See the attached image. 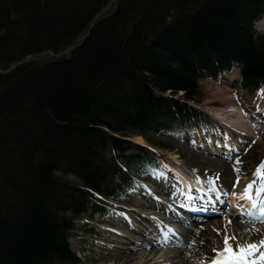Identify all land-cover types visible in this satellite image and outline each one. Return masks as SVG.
I'll list each match as a JSON object with an SVG mask.
<instances>
[{
  "label": "trees",
  "instance_id": "16d2710c",
  "mask_svg": "<svg viewBox=\"0 0 264 264\" xmlns=\"http://www.w3.org/2000/svg\"><path fill=\"white\" fill-rule=\"evenodd\" d=\"M108 2L0 0V68L32 55L0 72V264L80 263L73 219L126 180L109 150L131 159L145 152L131 133L160 144L167 124L203 125L188 101L200 102L205 73L241 63L242 86L264 83L252 29L264 0H117L80 46L38 55L73 43Z\"/></svg>",
  "mask_w": 264,
  "mask_h": 264
},
{
  "label": "rangeland",
  "instance_id": "374dc122",
  "mask_svg": "<svg viewBox=\"0 0 264 264\" xmlns=\"http://www.w3.org/2000/svg\"><path fill=\"white\" fill-rule=\"evenodd\" d=\"M113 5H111L109 9ZM262 24L263 23L261 22L260 25ZM227 77L228 76L226 75L216 80L208 78L201 81V85H202L201 97H200L201 103L198 105L199 107L198 109L199 111H202V109L207 110L208 112L206 111H202V112L205 113L204 115L205 118L208 117V119L210 118L211 121L209 123V127L207 128L208 130L204 131V133L199 130L194 131L193 133L181 131L183 133L182 135L180 134L177 136V133L176 135L172 134V136L163 135L164 140L160 138H156L157 141L163 143L165 147L159 145L157 142L149 143L147 139L146 140L148 142H146L143 136H137L132 133V138L134 140H137L142 143H146L150 147V151L148 150L149 153L151 151L155 152L158 154L157 156L160 159L167 160L169 163L166 165L164 164L163 165L164 167H162L158 172L152 173L150 169H148L149 170L148 173L143 174L145 175L144 176L145 180H143L144 182L142 183V186L138 187L135 190L129 191L127 194L125 193L122 195L123 197L122 204L124 206L130 208L135 206L137 207V211H142L144 214H147L148 211H150L149 209H152V211H150L152 213H154V209L156 211L157 210L163 211L164 210L162 206L163 204L160 202V200L158 201L156 199L158 202L157 203L151 196H146L147 193L151 194V192H147V190L146 189L144 190L142 187L145 186L153 190L154 193L156 194L152 192V195H155V197H158L161 200H168L169 197L165 195L163 189L165 187L167 189L168 186L171 185L176 186L177 183L176 178H179L178 175L179 173L184 174L185 177L187 178L195 177L194 178L195 180L198 179L197 181L198 184H199V179L203 178L206 180L209 173L211 175L217 174L214 177L216 181L219 180L224 182L226 179L225 176H219L220 173H216L219 172V169L221 167L217 166L215 163H208L209 162L208 160H213V159H209L208 157L210 158L216 157V156H210V152H208V149H212L216 151L217 142L215 140L218 141V139H220L219 137L221 136L223 137V134H220L221 136L217 135L219 137L216 138H214L212 135L214 132H217L216 134L224 132L225 128L223 125H225L226 129H228L226 135L229 134V136L231 137V139L228 140L236 139L238 141V142L231 141L229 143L226 142V144L229 146L228 150H231L233 146H237V147L242 146L241 150L237 154H235V156L225 158L226 161L222 160V162L226 163V167H228L227 169H229V174H228L229 178L231 179V177L235 176V178H238L239 181L240 180L252 181V179L254 178L253 174L257 173V169L260 166L261 162H264V126H260L259 129H255L258 131V134L255 131H252L254 135L250 137L251 135L246 133L243 134L242 132L244 131L240 130L238 127H236V125L230 122V120H232L233 117L228 116L229 112H224V110H226L230 106L229 104L224 103L217 94L218 91L224 89L226 85H229V83L227 82H230V80ZM232 78L234 79L233 76ZM230 91L231 90H229V92ZM240 91H243V89L236 91L235 99L236 101H238L237 103L241 105H245L243 108L244 113L248 112V110L251 107V104H254L253 108L255 107L256 104L261 109L264 110V91L257 90L258 92H255L256 93L255 95L252 94L253 96L249 94L247 95L243 94L244 92L241 93ZM236 101L234 100V103H236ZM250 110L249 112H251ZM250 120L251 121L248 124L253 125L252 121L260 120L259 114L252 113L250 115ZM231 130L233 131L232 134H231ZM244 137H245V141L240 143L241 142L240 139L242 138L244 139ZM137 138H140V140H138ZM128 152L130 153L132 152V150H129ZM201 154H203L206 159L205 158L199 159V161L195 160L196 155L201 156ZM119 159L121 161L123 160L122 157H120ZM133 162H135V160ZM238 164H239L238 168H240V172L243 171V173H239L235 169L236 165ZM226 167L225 166L224 168L222 167L221 170H225ZM262 171H264V169H262ZM58 174L62 175V172H58ZM67 177H69L68 174ZM236 182L237 179L234 180L233 184H235ZM224 184L227 187V189L230 190L227 183L225 182ZM151 200H154L157 204L155 202L153 204ZM134 201L137 204H135ZM149 203L153 204V206H150ZM158 205L161 207H159ZM127 211L129 212L127 214L126 213L119 214V213L111 212L109 214H96V215H92L88 212L82 215L81 219H78L76 222H74V228L72 229L71 234L69 236V241L72 249L76 251L77 254L81 255L82 264H117V263L143 264L144 258L141 257L142 253L149 252L150 248H152L153 246V243L152 242L150 243L152 239L148 237L146 233L151 232L153 235L160 236V232L157 233V230H155L156 229L155 222L154 225L151 224V221H154L153 220L154 218L152 219L147 216H143L140 214V212L129 211V210ZM164 215L165 214H162L161 212L156 213V216L158 218L163 217ZM228 215L230 217V214L226 215L224 214V212H222L218 217L213 218V221H215V224L218 229L217 231L216 230L211 231V229L206 227L208 222L202 223L200 226L203 225L206 228H203V232L201 233L198 232L199 230L197 231L199 243H195L194 237H192L189 241L186 240V242L184 243V247H182L183 250L179 249V247L175 245L177 243L174 242L170 243L167 246H164L165 248H168V250H173V251H169L172 253V255H170L169 257L172 262L165 260L166 256L161 257V255L163 256V254L158 253V251L160 249L162 250L164 247L162 246H160V248L156 247L158 248L156 250L157 252L156 253L152 252L150 255L152 259V264H200V263L210 264L209 254L211 252H209V250L213 248L218 249L219 245H225L226 236L230 238L228 242L232 245L233 248H236V250H238V247L241 244L257 243L261 240H264V234L257 235L258 237L257 236L254 237L253 235L254 231L256 230H252L253 229L252 226L253 225L260 226L261 224L257 222V219L251 220L252 223L250 226L245 225V228L242 229L235 228L236 231L233 230V232L231 233L227 228L226 223H223L225 222V218L228 217ZM168 217L171 219V221H174L172 216L169 215ZM158 221L160 222L161 220ZM244 221L250 224V219ZM126 222L131 224H127ZM259 222L264 223V220ZM166 223L172 224L171 222H166ZM148 224L151 226V227L149 226L150 229L144 226ZM178 224L179 226H173V228L174 229H176L175 227L181 228L180 223ZM110 226L116 228L119 227V230L123 231V232L120 231L122 236L113 234V232L109 229ZM225 226L226 228L224 229ZM141 227L147 228V231L144 232V230H142ZM185 228L188 229L189 227H185ZM192 228L195 229L196 227H192ZM262 228H264V226ZM262 228L260 227L261 231L263 232L264 230ZM257 232L259 234L258 230ZM245 233L246 235H244ZM127 235L128 237L126 238ZM173 237L180 238L179 235L178 237L176 236ZM195 239L198 240L197 237H195ZM135 240L136 242H134ZM144 240H148L149 243L148 242L143 243ZM108 241L113 242L114 244H116V246H111ZM118 248H121L123 251H127L126 249H131L135 251V258L131 259L130 262L122 263V260L119 261L117 258H115V257H120L117 254L122 252L118 250ZM260 252H264V246H262L258 251L254 252L253 255L258 256ZM158 254L159 256H157ZM177 254H185L186 256L185 261L183 260H181L182 262L178 261L176 259ZM218 255L219 254H215L212 260H215V257Z\"/></svg>",
  "mask_w": 264,
  "mask_h": 264
},
{
  "label": "bare ground",
  "instance_id": "6f19581e",
  "mask_svg": "<svg viewBox=\"0 0 264 264\" xmlns=\"http://www.w3.org/2000/svg\"><path fill=\"white\" fill-rule=\"evenodd\" d=\"M116 2H114V3H110L109 4V2L106 4L107 5V10L109 9V7L111 6V5H113V4H115ZM109 4V5H108ZM105 5V6H106ZM106 10V11H107ZM105 11V12H106ZM104 12V13H105ZM103 13V14H104ZM64 50V49H63ZM47 51H49V50H47ZM41 53V52H40ZM49 53V52H48ZM38 55H39V53H38ZM32 57V55H30V57H29V59ZM225 86V85H224ZM229 90H231L230 92H229ZM234 89H233V87H231V86H229V85H226L225 87H224V89H222V90H220V91H218V95H219V97L221 98V100L224 102V103H226V104H229V106L230 107H228V109H226V110H224V112H229V114H228V116H232L233 118H232V120H230V122H232L234 125H236V127H238L240 130H242V131H244V132H242L243 134H249V135H251V136H253L254 134L252 133V131H256L255 130V128L253 127V125H249L248 123L251 121L249 118H247V115H245L244 114V111H243V107H239L238 105H236L235 103H234V101H233V99H234V96H233V93H232V91H233ZM231 106H233V107H231ZM262 114V116L264 117V115H263V113H261ZM258 121V120H257ZM226 142L227 143H229V142H231V141H233V142H237V140H235V139H232V140H228V139H231V137L229 136V134L228 135H226ZM138 140H140V138H137ZM142 141V140H141ZM144 141V140H143ZM217 143H218V141H219V139H218V141L217 140H215ZM232 142V143H233ZM230 146H232V145H230ZM226 152L227 153H231V150H234L235 148H236V146H233L232 148H231V150H228L229 148V146L228 145H226ZM208 152H209V150H208ZM208 157V156H207ZM203 158H205V156L203 155V154H201V156L200 155H196V157H195V160H198L199 161V159H203ZM209 159H213V160H208L209 162L208 163H215L217 166H220L221 168L223 167L224 168V166L226 167V163L225 162H222V160H220V159H215V158H210V157H208ZM206 159V158H205ZM221 168L219 169V172H216V173H220V175L219 176H225V181H224V183L226 182L227 183V185L229 186V188H230V193H232V198L234 199V198H237V197H240L241 195H243V193H244V190H245V187H246V185H248L250 182H252L253 184H254V187H253V189H252V191H256V188H258L259 186H260V183H261V181H264V177H262V176H258V179L257 180H252V181H239V179H237V178H235V176H233V177H231V179L229 178V176H228V174H229V169H227L228 167H226V169L225 170H221ZM216 169V168H215ZM232 170V169H231ZM231 173H232V171H231ZM179 175V178L181 179V182H184V184H190L191 182H189L187 179H186V177H185V175L184 174H178ZM215 175H217V174H215ZM195 178V177H194ZM194 178H190L189 180L190 181H192V183H197V181H198V179L197 180H195ZM235 179H237V182L235 183V184H233L234 183V180ZM204 181H207V180H205V179H199V185H203L204 184ZM218 183V182H217ZM196 185V184H195ZM189 186H187L186 188H185V192L187 193V196H193L194 197V193L192 192V190H190L189 188H188ZM205 190H208L207 188H205V187H203ZM199 196H201L202 197V194H198ZM248 200V199H247ZM150 204V203H149ZM153 204H154V202H153ZM153 204H150V206H153ZM164 208V207H163ZM164 210H165V208H164ZM224 213L227 215V214H229L230 212H229V210H224ZM170 216H172L173 217V219H174V221H182V222H185L179 215H177V214H170ZM191 216L193 217V215L191 214ZM196 218V217H195ZM150 220V219H149ZM205 220H207V221H205V222H197L196 224H195V226H189L188 225V229H182V227L180 228V234H181V236L183 237V239H185V238H187L188 237V240H190L192 237H194V242L195 243H199L198 241H199V239H198V236H197V231L199 232V233H201V232H203V228H206V227H208L209 229H211V231L212 230H218L217 229V226H216V224H215V221H213V219H205ZM206 222H208V224H207V226L205 227V226H200L202 223H206ZM178 223H180V222H178ZM225 223H226V225H227V228L229 229V231L232 233L233 232V230H235V228H237V229H242V228H245V225H247L245 222H243L242 220H240L239 218H238V216H236V215H234L233 213H230V217H229V215H228V218L226 217L225 218ZM180 225L182 226V224L180 223ZM210 226V227H209ZM172 228H173V226H171ZM192 227H198L197 229L195 228V229H193ZM200 227V228H199ZM175 228H177V227H175ZM263 230H264V228H262ZM140 231V230H139ZM206 231V230H205ZM236 231V230H235ZM243 231V230H242ZM252 231V230H251ZM167 232V231H166ZM239 232V231H238ZM264 232V231H263ZM247 233V232H246ZM246 233L244 234V235H246ZM203 234V233H202ZM235 234V233H234ZM249 234V233H248ZM252 234V233H251ZM254 237L255 236H257L258 235V232H257V230L256 231H254ZM200 236V235H199ZM219 236V235H218ZM128 237V235L126 236V238ZM195 237H197V239L198 240H196L195 239ZM211 237V236H210ZM247 237V236H246ZM200 238V237H199ZM252 238V237H251ZM234 239V238H233ZM151 243V242H150ZM170 243H173V242H168V244H170ZM214 243V242H213ZM194 244V243H193ZM205 245V244H204ZM167 246V245H166ZM194 246V245H193ZM156 247H158V248H160V243H153V246H152V248H150V250H149V252H146V253H142V258H144V261H143V264H152V259H151V257H150V255H151V253L152 252H154V253H156L157 251V249L158 248H156ZM163 247V246H162ZM137 248H139V247H137ZM118 250H120V251H122L121 253H119V254H117L118 256H120V257H115V258H117L119 261L120 260H122V263H127V262H130V260L131 259H133V258H135V251H133V250H131V249H126L127 251H123L121 248H118ZM217 257V256H216ZM215 257V258H216ZM176 259L178 260V261H180V262H182L181 260H183V261H185V259H186V256H185V254H177L176 255ZM117 260V261H118Z\"/></svg>",
  "mask_w": 264,
  "mask_h": 264
},
{
  "label": "snow or ice",
  "instance_id": "6c2138e0",
  "mask_svg": "<svg viewBox=\"0 0 264 264\" xmlns=\"http://www.w3.org/2000/svg\"><path fill=\"white\" fill-rule=\"evenodd\" d=\"M260 91H264L261 89ZM264 162H261L257 169V175L264 177ZM254 185L250 182L246 185L243 195L248 198L254 209L258 211H250V215L255 216L257 219H264V181H261L260 186L256 188L255 195L252 189ZM229 237H225V247L217 249L219 255L215 258L212 264H264V252H260L258 256L253 255L264 246V240L257 243L241 244L238 250H234L232 245L228 242Z\"/></svg>",
  "mask_w": 264,
  "mask_h": 264
},
{
  "label": "water",
  "instance_id": "95a60500",
  "mask_svg": "<svg viewBox=\"0 0 264 264\" xmlns=\"http://www.w3.org/2000/svg\"><path fill=\"white\" fill-rule=\"evenodd\" d=\"M116 1L117 0H109V4L114 3ZM106 8H107V5L104 6L98 13L95 14V16L92 18V20L89 24L88 29L76 39V40H78V43H71L64 50H61L59 52H56V51L50 49L49 51H43V52L39 53V55H46L49 52L51 55L58 57V56H61L66 50L70 51V50H73L74 48H76L77 46H80L84 42V40L88 37V35L90 34L92 26L95 23V21L98 19V17L101 16L107 10ZM29 57H30V55L20 59L16 63L11 64L7 69L0 68V72L1 73L9 72L10 70L14 69L18 64H21V63H24L25 61H27Z\"/></svg>",
  "mask_w": 264,
  "mask_h": 264
}]
</instances>
